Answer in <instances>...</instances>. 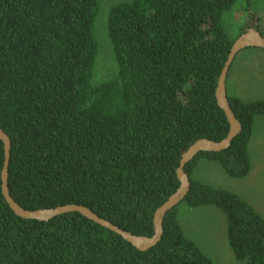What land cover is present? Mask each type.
<instances>
[{
    "label": "trees",
    "instance_id": "trees-1",
    "mask_svg": "<svg viewBox=\"0 0 264 264\" xmlns=\"http://www.w3.org/2000/svg\"><path fill=\"white\" fill-rule=\"evenodd\" d=\"M240 1L258 21L252 0L113 4L107 35L118 74L95 81L100 0H0V128L11 140L15 201L31 211L85 205L127 232L152 237L156 210L181 185L183 153L199 139L221 141L230 132L216 90L246 31L234 35L222 22ZM227 98L241 130L229 147L200 151L186 163L190 187L181 203L222 210L235 258L264 264V216L236 192L193 176L202 159L233 178L251 170L249 144L264 99ZM4 164L0 139V264H215L185 233L181 203L166 212L161 239L146 250L79 212L20 217L3 193Z\"/></svg>",
    "mask_w": 264,
    "mask_h": 264
},
{
    "label": "rangeland",
    "instance_id": "rangeland-1",
    "mask_svg": "<svg viewBox=\"0 0 264 264\" xmlns=\"http://www.w3.org/2000/svg\"><path fill=\"white\" fill-rule=\"evenodd\" d=\"M120 1L125 0H100L101 12L95 24V35L99 42L98 58L94 70L95 81L109 80L118 74V65L114 59L111 43L107 35V11L110 6ZM245 7L246 5L240 1L224 12L222 22L225 28L235 35L241 28L247 29L259 24L264 34V16L261 22L258 23L255 18H252L246 12ZM251 10L259 20L257 13L264 10V0H252ZM227 92L244 100L264 99L263 48H246L236 56L227 78ZM256 125L264 126V116L257 121ZM258 138H260L259 133L255 130L252 141L255 146L252 147L251 163L253 162V167L260 168L264 164V141H258ZM254 141L256 143L259 142V144L254 143ZM261 178L264 179V169L261 173ZM178 209L182 214L184 224L185 220L191 222L187 229L197 237L198 240L195 242L215 264H244V262L235 258L228 244L225 221H221L219 217L208 212L204 207L194 208L181 203ZM200 229L201 239L197 236ZM213 237L216 238L214 239Z\"/></svg>",
    "mask_w": 264,
    "mask_h": 264
},
{
    "label": "water",
    "instance_id": "water-1",
    "mask_svg": "<svg viewBox=\"0 0 264 264\" xmlns=\"http://www.w3.org/2000/svg\"><path fill=\"white\" fill-rule=\"evenodd\" d=\"M250 47L264 49V35L260 30L255 27L247 28L246 31L242 33L234 42L218 81V87L216 90L218 104L221 108L224 109L231 124L228 136L221 141H213L205 138L199 139L194 144H192L186 152L183 153L179 168L177 170L181 185L179 189L173 195H171L162 206H160L156 210L154 216L155 233L152 237L138 236L127 232L122 228L118 227L117 225H114L112 222L100 217L85 205L69 204L58 206L56 208L37 209L33 211L24 209L15 201V199L10 194V190L8 187V169L11 155V140L9 135L3 129L0 128V139L4 142L5 147V164L2 173L3 193L10 207L20 217L40 220H48L54 216L66 212H79L84 216L88 217L89 219L101 224L102 226L116 231L117 233L122 235L123 238L137 246L140 250H146L152 247L161 239L163 231V218L166 212L174 206L179 205L183 201L185 195L189 190L190 182L188 175L184 170L186 163L192 160L195 156H197L200 151H220L229 147L232 142V139L241 130V124L237 120L234 112L232 111L229 104V100L227 98V77L229 69L238 53Z\"/></svg>",
    "mask_w": 264,
    "mask_h": 264
},
{
    "label": "crops",
    "instance_id": "crops-1",
    "mask_svg": "<svg viewBox=\"0 0 264 264\" xmlns=\"http://www.w3.org/2000/svg\"><path fill=\"white\" fill-rule=\"evenodd\" d=\"M257 14L259 15L258 23H260L262 17L264 16V10L263 11L261 10V12ZM261 117L262 116H257L255 118L256 121L254 124L253 136L249 144L250 155L253 150L252 147L255 146L254 144H252L255 130L258 131L260 136V138H258V141H262V140L264 141V126L256 125L257 121L260 120ZM254 143L256 142L254 141ZM256 144H259V142H257ZM263 169H264V164H262L260 168H257V167H253V162H252L251 170L246 177L233 178L230 177L224 171L220 163L208 159H202L194 169L193 176L194 178L206 182L214 187H221V188L226 187L229 190L236 192L242 198H244L250 205H252L262 216H264V179L261 178V173ZM201 207L206 208L205 210H208V212L213 213L214 215L219 217L221 221H225L226 223L225 220L226 215L219 208L213 205H206ZM178 218L185 233H187L188 236L191 237V239H193L194 241L198 240L197 237H195V235L189 229H187L191 224V222L185 220V224H184L182 219V214L180 211L178 214ZM200 232L201 229L197 233V236L201 239V235L199 234ZM213 238L215 239L216 237Z\"/></svg>",
    "mask_w": 264,
    "mask_h": 264
}]
</instances>
